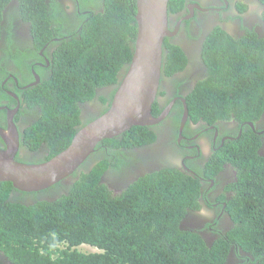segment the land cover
<instances>
[{
	"label": "trees",
	"instance_id": "16d2710c",
	"mask_svg": "<svg viewBox=\"0 0 264 264\" xmlns=\"http://www.w3.org/2000/svg\"><path fill=\"white\" fill-rule=\"evenodd\" d=\"M9 1L0 0V22ZM19 1L38 47L53 41L49 76L27 94L39 114L21 139V146L31 152L43 149L45 155L36 163L22 157L23 161L20 154L16 158L41 164L64 151L81 128L108 111L132 61L137 4L136 0H80L78 22L63 34L60 28L65 29L67 22L50 15L47 0ZM182 5L183 0H170L168 8L175 11ZM50 6L58 11L55 2ZM51 23L56 36L50 35ZM231 42L217 31L204 47L208 78L186 98L193 121L254 122L264 112V39L245 53L229 46ZM164 45L170 52L164 59L165 74L171 76L183 69L186 58L167 39ZM120 72H124L121 79ZM110 86L116 87L110 96L98 93ZM94 99L104 105L103 110L84 123L81 105ZM154 139L149 127H134L106 139L72 176L41 192L24 193L0 182V251L12 264H228L230 256L236 253L240 258L242 250L254 259L248 257L250 263L264 264L260 140L256 138L255 145L240 143L232 150L239 178L230 206L236 226L208 244L198 232L181 228L188 211L199 209L197 180L166 168L139 177L121 192L106 182L130 161L126 151ZM81 246L98 251L84 253L78 249Z\"/></svg>",
	"mask_w": 264,
	"mask_h": 264
},
{
	"label": "flooded vegetation",
	"instance_id": "af4514ba",
	"mask_svg": "<svg viewBox=\"0 0 264 264\" xmlns=\"http://www.w3.org/2000/svg\"><path fill=\"white\" fill-rule=\"evenodd\" d=\"M52 1L57 4V12L50 6ZM19 2L10 0L1 11L0 148L6 149L2 132H15L20 141L17 156L20 154L23 161L26 158L28 163H36L44 158V150L31 152L21 146L22 135L39 114L37 107L29 104L31 100L27 94L49 76L53 41L42 49L38 47L32 24L22 17ZM46 4L50 15L67 22L65 29L60 28L63 34L69 25L78 22L80 0H47ZM51 24L50 35L56 36ZM168 28L172 35L166 39L171 47L181 49L186 64L181 71L167 76L164 59L170 52L163 45L162 72L153 109L156 118L164 113L166 117L159 124L149 127L155 135L152 143L126 151L130 161L117 176L105 179L115 192L123 191L143 175L166 168L178 169L197 180L199 209L188 211L181 228L198 232L208 244H213L236 226L231 211L234 206H230L237 193L239 178L232 150L235 145L247 144L248 141L255 145L258 138L260 145L257 152L264 158V112L254 122L239 123L234 119H220L213 123L202 119L193 121L186 98L198 82L208 78L203 54L213 33H225L234 41L228 43L229 46L240 48L244 53L251 44L256 46L262 42L264 0H183L181 8L175 11L168 8ZM123 73L120 72L119 79ZM115 88L110 86L98 93L110 96ZM103 107L98 99L81 105L83 122L98 117ZM63 184L68 185V181ZM240 252V258L233 253L228 264H253L247 260L250 257L254 261L249 253ZM0 264H12L1 251Z\"/></svg>",
	"mask_w": 264,
	"mask_h": 264
},
{
	"label": "water",
	"instance_id": "95a60500",
	"mask_svg": "<svg viewBox=\"0 0 264 264\" xmlns=\"http://www.w3.org/2000/svg\"><path fill=\"white\" fill-rule=\"evenodd\" d=\"M170 0H136L137 38L132 61L108 111L81 128L71 144L51 160L28 164L16 160L19 136L2 132L6 149L0 148V182L24 193L44 191L72 176L106 139L117 138L134 127L159 124L166 113L153 116L163 63V45L172 34L168 28Z\"/></svg>",
	"mask_w": 264,
	"mask_h": 264
},
{
	"label": "rangeland",
	"instance_id": "374dc122",
	"mask_svg": "<svg viewBox=\"0 0 264 264\" xmlns=\"http://www.w3.org/2000/svg\"><path fill=\"white\" fill-rule=\"evenodd\" d=\"M78 249L84 253H93L98 251L96 248L90 246H81Z\"/></svg>",
	"mask_w": 264,
	"mask_h": 264
}]
</instances>
